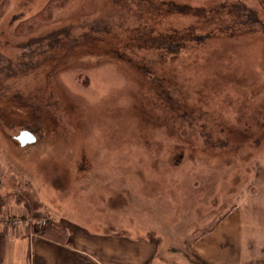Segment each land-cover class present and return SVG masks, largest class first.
<instances>
[{
  "label": "rangeland",
  "instance_id": "374dc122",
  "mask_svg": "<svg viewBox=\"0 0 264 264\" xmlns=\"http://www.w3.org/2000/svg\"><path fill=\"white\" fill-rule=\"evenodd\" d=\"M0 195L38 237L263 236L264 0H0Z\"/></svg>",
  "mask_w": 264,
  "mask_h": 264
},
{
  "label": "crops",
  "instance_id": "0c3cea01",
  "mask_svg": "<svg viewBox=\"0 0 264 264\" xmlns=\"http://www.w3.org/2000/svg\"><path fill=\"white\" fill-rule=\"evenodd\" d=\"M227 220L188 242L183 250L167 245L156 247L147 237L122 239L120 245L117 233L92 236L86 229L66 225L63 226L70 235L64 243L21 233V237L28 238L25 241L17 232L0 225L6 236L5 258L0 264H264V235L253 241L223 236ZM9 239L13 240L8 242Z\"/></svg>",
  "mask_w": 264,
  "mask_h": 264
},
{
  "label": "trees",
  "instance_id": "16d2710c",
  "mask_svg": "<svg viewBox=\"0 0 264 264\" xmlns=\"http://www.w3.org/2000/svg\"><path fill=\"white\" fill-rule=\"evenodd\" d=\"M38 18H41V16H38ZM3 199L1 198L0 195V215L4 207ZM25 209L29 213H34L37 211L39 208H41L42 204H38L37 200L34 197V194L28 193V197L25 198L23 201ZM70 233L69 231L61 226L58 225L55 221H48L46 224L45 229L42 231L41 236H45L48 238H51L53 240H56L58 242H66ZM5 245H6V236L4 234V231L0 227V263L4 260L5 258Z\"/></svg>",
  "mask_w": 264,
  "mask_h": 264
},
{
  "label": "built area",
  "instance_id": "2783aa9c",
  "mask_svg": "<svg viewBox=\"0 0 264 264\" xmlns=\"http://www.w3.org/2000/svg\"><path fill=\"white\" fill-rule=\"evenodd\" d=\"M34 217H0V225L5 229H9L14 232H23V234L29 233L31 238L38 234L41 230V225ZM28 235V236H29Z\"/></svg>",
  "mask_w": 264,
  "mask_h": 264
},
{
  "label": "water",
  "instance_id": "95a60500",
  "mask_svg": "<svg viewBox=\"0 0 264 264\" xmlns=\"http://www.w3.org/2000/svg\"><path fill=\"white\" fill-rule=\"evenodd\" d=\"M17 141H20V143L22 144V146H26V145L35 143L36 138L35 137L33 138L32 135L29 134V133H27V132H23L17 138Z\"/></svg>",
  "mask_w": 264,
  "mask_h": 264
},
{
  "label": "flooded vegetation",
  "instance_id": "af4514ba",
  "mask_svg": "<svg viewBox=\"0 0 264 264\" xmlns=\"http://www.w3.org/2000/svg\"><path fill=\"white\" fill-rule=\"evenodd\" d=\"M23 132H27V133L31 134L33 138H34V137L36 138V136H35L33 133H31V132H28V131H22L21 133H23ZM21 133H20V134H21ZM20 134H19V136H20ZM19 136L16 137V140H17V138H18ZM35 142H36V141H35ZM33 144H34V143H33Z\"/></svg>",
  "mask_w": 264,
  "mask_h": 264
}]
</instances>
